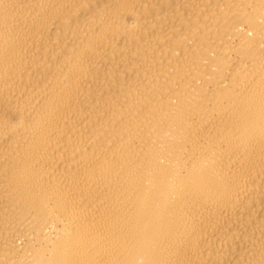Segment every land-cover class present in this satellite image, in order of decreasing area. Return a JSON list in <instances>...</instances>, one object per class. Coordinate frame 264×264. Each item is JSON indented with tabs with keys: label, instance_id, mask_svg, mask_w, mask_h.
Here are the masks:
<instances>
[{
	"label": "bare ground",
	"instance_id": "6f19581e",
	"mask_svg": "<svg viewBox=\"0 0 264 264\" xmlns=\"http://www.w3.org/2000/svg\"><path fill=\"white\" fill-rule=\"evenodd\" d=\"M0 264H264V0H0Z\"/></svg>",
	"mask_w": 264,
	"mask_h": 264
}]
</instances>
